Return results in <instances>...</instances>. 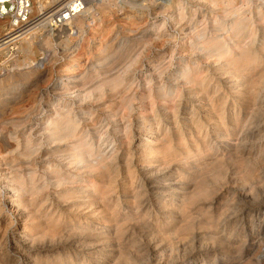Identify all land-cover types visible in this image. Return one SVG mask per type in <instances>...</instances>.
<instances>
[{"label":"rangeland","instance_id":"374dc122","mask_svg":"<svg viewBox=\"0 0 264 264\" xmlns=\"http://www.w3.org/2000/svg\"><path fill=\"white\" fill-rule=\"evenodd\" d=\"M43 1L46 13L52 10L54 12L55 5L59 4L54 0ZM121 1L124 0H113L115 3L120 2L119 4ZM179 1L188 7L185 9L187 16L192 15L191 18L196 19V23L200 21L196 25L200 26L197 29L205 22L209 23L208 32L213 30L211 23L215 14H212L210 5L204 3V11L201 9L202 12L197 14L196 0ZM33 3L37 13V0H33ZM94 3L96 4L90 1L82 3L83 6L78 9L81 11L79 15L85 16ZM235 3L240 5L243 2L235 0ZM251 3L249 1L250 5ZM65 4L66 1L63 6ZM252 5L250 27L255 31L254 34L257 33L255 36L258 39L256 38V45L252 46L251 54L257 60L250 65H236L242 68L238 74L232 73L234 63L225 65L222 71L217 70V56L207 58L203 51L194 52L188 41L191 40V35L181 27L184 21L177 24L167 19L168 16H157L160 8L137 13L134 21L129 22L123 20L119 12L111 9L104 12L99 8L98 16L103 17L101 24L98 22L90 26V20H87L90 15L83 17L84 31L81 35H84L72 38L73 41H67V33L59 34L60 27L54 26V23L45 29H39L41 39L48 36L46 33L52 34V46L47 49L39 43L31 55L36 62L44 60V65L27 67L28 65H14L12 61L0 65V105L2 100L6 101V106L0 108V155H4L0 166L4 172L17 177L27 186V191L19 196L24 215L21 216L14 210L11 224H0V264H23L25 257L16 253L12 247L14 236L23 225L37 238L38 247L32 257H29L30 264H209L215 256L224 264L222 259L227 250L223 245L225 242L248 244L249 241L258 246L239 264H255L257 258H261L259 264H264V49L261 45L264 40V16L257 15L260 9L264 13V5L257 0H253ZM226 7L222 6L215 12L221 13ZM126 10H129L128 7ZM203 12H207V16ZM221 19L228 18L221 16ZM154 21L158 24L153 25ZM164 21L167 23L165 29H162L165 30L161 35L163 43L159 41L158 45L145 46V49L144 41H134L131 38L130 34L134 33L132 28H139L140 33L150 30L147 36L154 38ZM73 27V31H78L75 24ZM67 28L70 29L71 26L67 25ZM7 30H10L9 20H0V34L6 40L12 38L7 36ZM246 31L241 35L242 41L248 38ZM97 34L105 42L112 44L111 51L97 50L95 41L100 37ZM82 44L85 53L80 50L70 54L64 50L68 45L80 48ZM12 46L9 54L17 50L15 43ZM236 52L235 50L234 53ZM74 57L79 58L81 64L86 62V65L79 67L81 74L77 78V70H70L68 75L62 77ZM235 57L239 58V55L235 54ZM6 58L7 56L0 54V63ZM236 61L234 62L237 64L243 63L240 59ZM100 62L105 65H96ZM187 63L193 68L192 72L198 71L190 82L182 74ZM95 69L100 75L99 80L100 77L120 69L122 76H125L120 93L107 88L108 90H103L104 94L98 99L99 102L68 99L67 103L73 106L74 113L77 114L80 123L78 135H87L97 151H110L107 155L113 153L114 158L111 157L107 161V169L100 172H89L85 168L77 171L73 165L66 163L69 161V144H56L43 131H46L49 119L54 117V110L50 109L52 100L60 98L57 84L64 79L65 82L77 81L80 87L92 84V89L99 81L95 76ZM22 72L27 74L22 75ZM236 78H241L242 83L235 89ZM254 79H257V83L253 86ZM15 82L22 85H19L16 92L6 94L7 89ZM162 89H173V92L164 97ZM237 89L242 92L239 94ZM236 93L237 96L234 95ZM14 95L19 97L18 101L10 98ZM34 106L39 107L41 112L33 113ZM82 108L89 113L82 115ZM175 113L178 118L174 117ZM145 118L153 120L151 122L159 121L158 128L150 130L149 126H142L144 124L141 122ZM125 123L130 127L127 130ZM221 134L228 135L225 137L226 141H220ZM5 136L7 137L4 138ZM29 136L34 146L41 145L40 150L30 156L28 149L26 150ZM147 138L153 143L146 145ZM28 158L31 159V164ZM55 168L66 177L62 184L57 182L55 174L51 172ZM73 174H77L79 179L72 177ZM87 178L92 180L91 183L83 181ZM85 184H89V188L94 185L95 190L90 193L83 191L86 189ZM170 191H178L183 197L186 195L192 199L182 207V197L177 196L176 206L171 208L168 206L173 197L169 194ZM4 195L7 196L8 193ZM4 195L2 199L5 198ZM4 212L9 214L11 210L6 207ZM78 225L80 226L77 227Z\"/></svg>","mask_w":264,"mask_h":264},{"label":"bare ground","instance_id":"6f19581e","mask_svg":"<svg viewBox=\"0 0 264 264\" xmlns=\"http://www.w3.org/2000/svg\"><path fill=\"white\" fill-rule=\"evenodd\" d=\"M55 2H58L59 4L55 5L56 9H54L52 11H48V13H45L44 16H42L41 18H39L40 20H38L36 23V25L32 24L29 27H27V29H25L24 31H21L20 33H18V31H14L15 28L13 27V24L10 23V30H7V36L10 35V37H12L11 39L6 40L7 38H2L3 36H1L0 34V54H3L5 56H7V58L0 63V65H6L9 61H12L14 63V65H28L27 67H29V65H44V60L41 62H36L31 55H33V53L35 52V49L38 47V44L40 43L42 46L46 47L47 49L49 47H51V37L52 34L46 33V38H40V31L39 29H45L46 27H48L49 25H53L54 23H56L57 21L55 20V15L56 13L65 7H72L73 3L70 2L71 0H54ZM66 4L63 6V4ZM147 0H124L121 1V4H119L120 2H113V0H97L96 4L85 13V16L90 15V18H88L87 20H90L89 25H96L98 24V22L101 24V22L103 21V17L100 15L98 16V11L97 9H103L104 12H108L110 9L113 12H119L121 13V15L123 16V20H127V22L129 21H134V17L137 16V13H142V11L147 10L148 12H150L152 10V8H160L159 12L157 13V16H161L160 14H163V16H168L167 19H170L172 21L177 22H181L184 21V23L182 24V30H184L187 34L191 35V40H188L190 43V47L191 49H193V51L195 52L196 50H200L203 51L204 56H206L207 58H210L212 56H217V59L215 60L217 63L215 65L218 66L217 70H224L225 65H231V63H234L235 69L233 70L232 73H236L238 74V72L242 71V68H240L239 66L236 65H250L251 63H254L257 58L252 56L251 52H252V46L256 45V34L254 30H251V25H252V16L251 15L253 13V0H241L243 3H241L240 5L238 3H235V0H196V3L198 5V8L195 10V12L198 14V12H202L203 7L202 5H204V3H206V5H210L212 8V14H215L213 18L214 21L212 24V31H210V33L208 32V28H209V23H205L202 22V27L200 29L198 26H196L198 23H196V19L191 18V16H187V11L185 9H187L188 7H186V5H183L179 0H150V2H146ZM249 1H251V5L249 4ZM259 2V4L264 5V0H257ZM37 5H38V10L41 11L45 8L46 4H44L43 0H37ZM89 3V2H87ZM85 3V4H87ZM84 4V3H83ZM258 4V3H257ZM81 6L76 7L75 15L70 16L67 20H65L63 23L59 24L58 27H60V33L59 34H63V33H67V41H73L71 40L72 38H80L83 37V35H81L83 33V26H84V20L82 15H79L78 9H80L83 5L82 3L80 4ZM222 6H227L223 12H218V14L215 12L216 9L222 8ZM85 7V6H84ZM90 7V6H89ZM94 7H96L94 9ZM128 7L129 10H126ZM87 8V7H86ZM205 8V6H204ZM202 9V10H201ZM260 9V8H259ZM210 10V8H209ZM258 10V9H257ZM204 11V10H203ZM219 11V10H217ZM222 11V10H221ZM263 10H258L257 11V15L260 16H264V13L262 12ZM52 12V14H51ZM85 12V11H84ZM118 13V14H119ZM78 14V15H77ZM83 14V13H82ZM204 16H207V12H203ZM156 15V14H155ZM256 15V16H257ZM149 16V15H148ZM221 16H223L224 18H228L226 20L221 19ZM139 17H142V15H139ZM154 17V16H153ZM203 17V15H202ZM142 19V18H141ZM201 19V18H200ZM255 19V18H254ZM1 20V19H0ZM205 20V19H204ZM208 20V19H207ZM206 21V20H205ZM262 21V20H261ZM10 22V21H9ZM208 22V21H207ZM166 21L161 22L162 27L160 29V31H158L156 33V36L154 38H151L148 35L149 32H151L150 30L145 31L143 33L139 32V28H132L131 31H133L134 33H131V38L134 41H144V47H151L154 45H158V42L160 41V43H163L161 41H164L163 37L161 36L163 34V32L165 30V25H166ZM261 23V22H260ZM259 23V24H260ZM73 24L76 25L77 30L78 31H73L74 27ZM106 24V23H105ZM146 24V23H145ZM158 23L156 21H154L153 25H157ZM34 25V26H33ZM67 25L71 26V28H67ZM6 26V25H5ZM32 26V27H31ZM151 26V25H150ZM31 27V28H30ZM254 27V26H253ZM250 28V30L248 31V29ZM153 29V28H152ZM254 29V28H253ZM263 29V27H262ZM69 30H72V33H69ZM189 30V31H188ZM247 30V31H246ZM261 30V28H260ZM223 31V32H221ZM248 32L247 37L249 38H245L246 40L242 41L241 39V35L244 32ZM257 31V29H256ZM259 32V29H258ZM80 33V35L78 36V34ZM155 33V32H154ZM152 34V33H151ZM253 35V37L250 38V36ZM98 35V34H97ZM155 35V34H154ZM187 35V36H189ZM256 35V36H255ZM65 36V35H64ZM100 37H98L97 41H95V47L97 48V50L99 51H111L110 48H112V44H110L109 42H105L103 40V38L101 37V35H98ZM9 37V38H10ZM39 39V40H38ZM85 37L83 38L84 41ZM183 39V38H182ZM258 39V38H257ZM166 41V39H165ZM19 42V43H18ZM145 42H148L145 44ZM11 43H15L14 47H17L16 51L13 53H8L9 50L12 48ZM124 44V43H122ZM188 44V45H189ZM160 45V44H159ZM262 48L264 49V40L261 43ZM74 46V45H73ZM71 47V46H66L64 48L65 51H68L70 54L72 53H78L80 50L84 52V45L82 44V46L80 48L78 47ZM161 46V45H160ZM145 47V49H146ZM165 47V46H164ZM141 48V47H140ZM143 48V47H142ZM141 48V50H142ZM144 49V48H143ZM144 49V50H145ZM162 49V48H161ZM190 49V50H191ZM136 50V49H135ZM189 50V51H190ZM237 51L236 53H234V51ZM254 51V50H253ZM81 52V53H82ZM173 52V51H172ZM198 52V51H197ZM199 52V53H200ZM187 53V52H186ZM190 53V52H189ZM57 54V53H56ZM192 55V52L190 53ZM236 55H239V58L235 57ZM51 55V54H50ZM75 55V54H74ZM86 55V54H85ZM173 55V54H172ZM201 55V54H200ZM256 55V54H255ZM24 57V59H21V57ZM91 56V55H90ZM203 56V57H204ZM73 57V56H72ZM191 57V56H190ZM133 58V57H132ZM100 59H102V57H100ZM134 59V58H133ZM242 60L243 63L242 64H237L236 60ZM130 60V59H129ZM223 60V61H221ZM225 60V61H224ZM126 61V60H125ZM128 61V60H127ZM134 61V60H133ZM136 61V60H135ZM207 61V60H206ZM236 61V62H234ZM124 62V61H123ZM86 63V62H85ZM85 63H80L79 58H73L72 62L65 68V74L62 77H65L66 75L69 74L70 70H77L75 71V75L77 77V75H80L81 69H79V67L81 65H86ZM126 63V62H125ZM186 63V62H185ZM196 63V62H195ZM198 63V62H197ZM226 63V64H224ZM68 64V63H67ZM96 65H105L102 64L101 62L99 64ZM136 65V62H135ZM158 65V64H157ZM100 67V66H99ZM185 67V66H184ZM229 67V66H228ZM86 68V67H85ZM193 68L189 67V63L186 64V67L182 69V74L183 76H185V78L187 79L188 82H190V79L192 81L193 75L198 73V71L196 70L195 73L192 72ZM229 71V68H227ZM131 70V69H130ZM231 70V69H230ZM84 71V70H83ZM111 72V71H110ZM127 72V71H126ZM261 72V71H260ZM95 76L97 77V79L99 80V73L98 71L95 69L94 70ZM222 72H220L221 75ZM223 73H226L223 72ZM10 74V73H8ZM27 74V72H22V75ZM229 75V73H227ZM226 74V75H227ZM246 74V73H245ZM260 74V73H258ZM257 74V75H258ZM74 75V74H71ZM74 75V76H75ZM218 75V72H217ZM219 75V76H220ZM249 75V74H248ZM85 76V75H84ZM206 76V75H205ZM245 76V75H244ZM259 76V75H258ZM9 77H12L11 74ZM125 76L120 73V69H116L113 72L110 73V75H107L105 77H100V80L97 81L96 85L90 89V85H87L88 87H80L77 84V81H72V82H65V80H62V83H58L57 84V90H59V97H56L52 100L53 105L52 108L54 110V117L50 118L49 121L47 122V126H46V131H43V134L46 135L48 138H50L52 141L56 142V144H63V143H68L70 146V152L67 156V159H69L68 163L69 165H73V167L77 170L80 171L82 168H85L86 171L89 172H95V171H102L104 169H107V161H109L111 159V157H113V153H111L110 155H107V153H109L110 151H108L107 153H102L100 150L97 151L94 148V145L92 144V142L90 141V139L88 138L87 135L85 136H79V127H80V123L78 122V117L76 116L77 114L74 113V108L73 106L71 107L69 103L68 99H77V101H81V102H86L89 100H98L100 99L104 92L103 90L105 89H109L112 90V92H119L120 87L124 84L125 81ZM129 77V76H128ZM212 77V76H211ZM218 77V76H217ZM232 77V76H231ZM255 77V76H253ZM252 77V78H253ZM264 77V76H263ZM71 78V77H68ZM78 78V77H77ZM84 77L82 76V79ZM184 78V77H183ZM207 78V77H206ZM215 77H213L214 79ZM223 78V77H222ZM249 79L250 80L252 79ZM203 79V78H202ZM231 80L233 78H230ZM177 80V79H176ZM227 80V78H226ZM229 80V79H228ZM248 80V79H247ZM255 80V79H254ZM257 80V79H256ZM255 80V82L253 81V86L255 85V83H257ZM83 81V80H82ZM183 81V80H182ZM185 81V80H184ZM233 81V80H232ZM93 82V81H92ZM212 82V81H211ZM231 82V81H230ZM228 82V83H230ZM240 82V83H239ZM94 83V82H93ZM134 83V82H133ZM183 83V82H182ZM205 83V82H204ZM234 87L233 88H238L239 85H241L242 81L241 78H236L234 80ZM233 83V84H234ZM247 83V82H246ZM244 83V84H246ZM251 83V82H250ZM249 83V85H250ZM211 84V83H210ZM218 84V83H217ZM221 84V83H219ZM19 85H22L21 83H13L6 91L7 93L10 92H16V90L18 89ZM81 85V84H80ZM127 85V84H126ZM131 85V84H130ZM243 85V84H242ZM252 85V84H251ZM250 85V86H251ZM220 86V85H219ZM222 86V85H221ZM228 86V85H227ZM128 87V86H127ZM167 87V86H166ZM210 87V86H209ZM230 87V84L229 86ZM160 88V87H159ZM164 88V87H163ZM216 88V87H215ZM253 88V87H252ZM251 88V89H252ZM107 89V90H108ZM219 89V87L217 88ZM234 89V90H235ZM245 89V88H244ZM250 89V90H251ZM151 90V89H150ZM127 91V90H126ZM218 91V90H217ZM255 91V88H254ZM173 89H171L170 91H168L167 89H162L161 90V94L164 97H167L168 93H172ZM202 92V91H201ZM232 92V89H231ZM236 92H242L241 89H237ZM253 92V91H252ZM120 93V92H119ZM194 93V92H193ZM174 94V93H173ZM190 94V93H189ZM233 94V93H232ZM254 94V93H252ZM10 95V94H9ZM113 95V94H111ZM116 95V94H115ZM181 95V94H180ZM192 95V94H191ZM198 95V94H197ZM237 96V93L234 94ZM248 95V94H247ZM251 95V94H250ZM15 96V97H14ZM13 97L11 96L10 98L14 100H19V97H16V95H14ZM162 96V97H163ZM195 96V95H194ZM205 96V95H204ZM64 97V98H63ZM196 97V96H195ZM200 97V96H199ZM125 98V97H124ZM161 98V97H160ZM209 98V97H208ZM216 98V97H215ZM227 98V97H226ZM163 99V98H162ZM166 99V98H165ZM9 100V98H8ZM147 100V99H145ZM174 100V98H173ZM235 100V99H234ZM16 101V102H17ZM131 101V100H130ZM149 101V100H148ZM210 101V100H209ZM0 108H4L6 105V101L2 100ZM99 102V100H98ZM170 102V100H169ZM203 102V101H202ZM252 102V100H251ZM92 103V102H91ZM220 103V102H219ZM13 104V103H12ZM93 104V103H92ZM226 104V103H225ZM88 105V104H87ZM94 105V104H93ZM130 105V104H129ZM222 105V104H221ZM224 105V104H223ZM123 106V105H121ZM150 106V105H149ZM193 106V105H192ZM212 106V105H211ZM51 107V106H50ZM156 107V106H155ZM173 107V106H172ZM206 107V106H205ZM214 107V106H213ZM221 107V106H220ZM224 107V106H223ZM227 107V106H226ZM42 108V107H41ZM49 108V107H48ZM120 108V107H119ZM174 108V107H173ZM172 108V109H173ZM251 108V107H250ZM39 107L34 106L32 108V112L33 113H37V112H41V110H39ZM92 109V108H91ZM129 109V107H128ZM177 109V108H175ZM174 109V110H175ZM44 110V109H43ZM81 114H87L89 113V111L87 112L86 109H81ZM122 110V109H121ZM127 110V109H126ZM147 110V109H146ZM150 110V109H149ZM164 110V109H163ZM232 110V109H231ZM142 111V110H141ZM172 110H170L171 112ZM191 111V109H190ZM203 111V110H202ZM214 111V110H213ZM216 111V110H215ZM108 112V109L107 111ZM158 112V111H157ZM122 113V112H121ZM130 113V112H129ZM249 113V112H248ZM146 114V113H145ZM155 114V111H154ZM172 114V112L170 113ZM205 114V113H204ZM211 114V113H210ZM113 115V114H112ZM142 115V114H141ZM176 115V116H175ZM174 117L178 118L177 114L175 113ZM250 115V114H249ZM116 116V115H115ZM121 116V114H120ZM119 116V117H120ZM158 116V115H157ZM200 116V115H199ZM80 117V116H79ZM98 117V116H97ZM112 119L114 118L113 116ZM109 118V117H108ZM117 119H119L116 116ZM195 118V117H194ZM254 118V117H253ZM92 119V118H91ZM122 119V118H121ZM120 119V120H121ZM115 120V119H114ZM113 120V121H114ZM159 120V119H158ZM175 120V119H174ZM210 120V119H209ZM208 120V121H209ZM229 120V119H228ZM92 121V120H91ZM153 120L149 119V118H145L143 119V121L140 122V124L142 126H149L150 130L154 129V128H158L159 126V121L157 122H151ZM177 121V120H176ZM191 121V120H190ZM240 121V120H239ZM186 122V121H185ZM198 122V121H197ZM210 122V121H209ZM242 122V121H241ZM247 122V121H246ZM114 123V122H113ZM119 123V122H118ZM177 123V122H176ZM207 123V122H206ZM217 123V122H216ZM249 123V122H248ZM104 124V123H102ZM115 124V123H114ZM123 124V123H122ZM131 124V123H130ZM128 124V125H130ZM193 124V123H192ZM236 124V123H235ZM246 124V123H245ZM152 125H155L154 127ZM199 125V124H198ZM103 126V125H102ZM123 127V125H121ZM129 126L126 125L125 123V128L127 130ZM171 127V126H170ZM92 128V127H91ZM120 128V127H119ZM130 128V127H129ZM152 128V129H151ZM222 128V127H221ZM123 129V128H122ZM142 129V128H141ZM200 129V128H199ZM157 130V129H156ZM98 131V130H97ZM124 131V130H123ZM130 131V130H129ZM133 131V130H132ZM83 132V131H82ZM240 132V131H239ZM238 132V133H239ZM89 133V132H88ZM129 133V132H127ZM153 133V132H152ZM28 134V133H27ZM95 134V133H94ZM101 134V133H100ZM124 134V133H123ZM147 134V133H146ZM103 135V134H102ZM101 135V136H102ZM125 135V134H124ZM127 135V134H126ZM165 136V134H163ZM129 136V135H127ZM133 136V135H132ZM146 136H149L146 135ZM228 135H222L220 137L221 142L226 141L225 137H227ZM7 136H5L4 138H6ZM103 137V136H102ZM109 137V136H108ZM126 137V136H124ZM123 137V138H124ZM16 138V137H15ZM101 138V137H100ZM127 138V137H126ZM163 138V137H162ZM129 139V138H128ZM148 140H146L145 144H150L152 141H150V138H147ZM241 140V138H239ZM16 140H18V138H16ZM126 140V139H125ZM161 140V138H160ZM164 140V138H163ZM166 140V139H165ZM130 140H128L129 142ZM141 141V140H140ZM242 141V140H241ZM115 142V141H114ZM142 142V141H141ZM164 142V141H163ZM153 143V142H152ZM156 143V142H155ZM169 143V142H168ZM171 143V142H170ZM238 143V142H237ZM236 143V145H237ZM20 144V143H19ZM18 144V147H20V145ZM130 144V142H129ZM172 144V143H171ZM168 145V144H167ZM8 146V145H7ZM40 144H36L35 146L33 145V142L30 138V136L27 139L26 142V150L28 149L29 151V156L34 153L37 150H40ZM50 146V145H49ZM58 146V145H57ZM140 146V145H139ZM169 147V146H168ZM115 148V147H114ZM113 148V151H114ZM148 148V147H147ZM162 148V147H161ZM236 148V147H235ZM51 149V148H50ZM163 149V148H162ZM112 151V150H111ZM143 151V150H142ZM168 151V150H167ZM225 151V150H224ZM226 152V151H225ZM116 153V152H115ZM149 153V152H148ZM188 153V152H187ZM238 153V152H237ZM61 154V153H60ZM65 155V154H64ZM113 155V156H112ZM129 155V154H128ZM131 155V154H130ZM154 155V154H153ZM236 155V154H235ZM49 156V155H48ZM146 156V155H145ZM166 156V155H165ZM169 156V154H168ZM191 156V155H190ZM226 156V155H225ZM231 156V155H230ZM28 157V156H27ZM147 157V156H146ZM167 157V156H166ZM236 157V156H235ZM1 158L3 160L4 155H0V161ZM60 158V157H59ZM114 158V157H113ZM116 158V157H115ZM175 158V157H174ZM29 159V158H28ZM28 159L26 161H28ZM58 159V158H57ZM61 159V158H60ZM118 159V158H117ZM130 159V157H129ZM48 160V159H47ZM116 161V159H115ZM165 161V158H164ZM170 160L168 159V162ZM176 161V160H175ZM113 163V162H111ZM213 163V162H212ZM211 163V164H212ZM29 164H31V159H29ZM125 164V163H124ZM133 164V163H132ZM166 163H164L165 165ZM170 164V162H169ZM180 164V163H179ZM118 165V164H117ZM208 165V164H207ZM206 165V166H207ZM210 165V164H209ZM50 166V165H49ZM57 166V165H56ZM67 166V165H66ZM126 166V165H125ZM134 166V165H133ZM144 166V165H143ZM152 166V165H151ZM184 166V165H183ZM186 166V165H185ZM184 166V167H185ZM204 166V165H203ZM205 166V167H206ZM112 167V166H111ZM127 167V166H126ZM157 167V166H156ZM152 168V167H151ZM167 168V167H166ZM165 168V169H166ZM186 168V167H185ZM13 169V168H12ZM15 169V168H14ZM115 169V168H114ZM46 170V169H45ZM113 170V169H112ZM206 170V169H205ZM209 170V169H208ZM12 171V170H11ZM50 171V170H49ZM82 171V170H81ZM134 171V170H133ZM197 171V170H196ZM21 172V171H20ZM52 173L55 174L56 178H57V182H59V184H62L65 180L66 177H63V173L61 174V172L57 171V169H52L51 171ZM112 172V171H111ZM115 172V171H114ZM190 172V171H189ZM17 173V172H16ZM82 173V172H81ZM36 174V173H35ZM49 174V173H48ZM47 174V175H48ZM101 174V173H100ZM107 174V172H106ZM149 174V173H146ZM197 174V173H196ZM15 175V174H14ZM53 175V174H52ZM51 175V176H52ZM90 175V174H89ZM96 175V173H95ZM69 176V175H68ZM93 176V175H92ZM53 177V176H52ZM72 177H78L77 174H73ZM137 177V176H136ZM146 177V176H145ZM153 177V176H152ZM41 178V177H40ZM51 178V177H50ZM200 178V177H199ZM33 179V177H32ZM79 179V177H78ZM101 179V178H100ZM143 179V178H142ZM141 179V180H142ZM51 180V179H49ZM72 180V179H71ZM104 180V179H103ZM113 180V179H112ZM32 181V180H31ZM38 181V180H37ZM63 181V182H62ZM83 181L85 182H90L91 183V179L87 178L84 179ZM182 181V180H181ZM33 182V181H32ZM78 182V181H76ZM107 183V182H106ZM95 184V183H94ZM155 184V183H154ZM161 184V183H160ZM190 184V183H189ZM192 184V183H191ZM56 186V184H54ZM81 185V184H80ZM169 185V184H166ZM65 186V185H64ZM83 186V185H82ZM84 186H86V189H84L83 191H86L88 193L92 192L93 190H95V186L92 185V187H88L89 184H85ZM108 186V185H106ZM141 186V185H140ZM194 186V185H193ZM47 187V186H46ZM61 187V186H60ZM74 187V186H73ZM80 187V186H78ZM198 187V186H197ZM27 186L25 185V183L19 181L17 179V177L4 172V169L1 168L0 166V224L1 223H6L7 225H9V223L11 224V216L13 211L15 210V212H17L19 215L23 216L24 212H23V208L21 206V199L19 198V196L23 195L24 192L27 191ZM107 188V187H106ZM166 188V187H165ZM144 189V188H143ZM176 189V188H175ZM197 189V188H196ZM200 189V188H199ZM202 189V188H201ZM168 190V189H166ZM189 190V189H188ZM75 191V190H74ZM192 191V190H191ZM8 193L7 196H5V193ZM81 192V191H80ZM79 192V193H80ZM162 192V191H161ZM178 192V191H177ZM177 192H173L170 191L169 194H171L173 197L170 200V204L168 206H171V208H174L175 202L177 200V196L182 197L180 203L182 207H185L188 200L192 199L188 196H184L182 194H179ZM187 192V191H186ZM83 194V193H82ZM110 194V193H109ZM108 194V195H109ZM137 194V193H136ZM2 195L5 196L4 199H2ZM89 195V194H87ZM100 197V196H99ZM141 197V196H140ZM69 198V197H68ZM143 198V197H142ZM65 199V198H64ZM61 200V199H60ZM65 201V200H64ZM136 201V200H135ZM32 202V201H31ZM30 202V203H31ZM91 205V204H90ZM103 205V204H102ZM79 206V205H78ZM6 207H9V209L11 210V212L5 213L4 210L6 209ZM81 207V206H80ZM70 208V207H69ZM78 208V207H77ZM86 208V207H85ZM95 208V207H94ZM152 208V207H151ZM60 209V208H59ZM91 209V208H90ZM71 210V209H70ZM188 210V209H187ZM8 211V210H7ZM69 211V210H68ZM166 212V211H165ZM36 213V212H35ZM34 213V214H35ZM62 213V212H61ZM93 214V212H91ZM38 214V213H37ZM81 214V213H80ZM56 215V214H55ZM82 215V214H81ZM53 216V215H52ZM51 216V217H52ZM13 217V216H12ZM29 217V216H26ZM172 216H169V218H171ZM32 218V217H31ZM52 219V218H51ZM133 219V218H132ZM131 219V220H132ZM19 221V220H18ZM23 221V220H22ZM38 221V220H37ZM72 221V220H70ZM85 221V220H84ZM166 221V220H165ZM46 222V221H45ZM185 222V220L183 221ZM32 223V222H31ZM72 223V222H71ZM182 223V222H181ZM179 223V224H181ZM186 223V222H185ZM123 225V224H122ZM171 225V224H170ZM186 225V224H185ZM80 225H78L77 227H79ZM107 226V225H106ZM183 226V225H182ZM109 227V226H108ZM116 227V226H115ZM259 227V226H258ZM7 228V227H4ZM22 229L15 234L14 236V240L12 241V247L14 249V251L18 254H21L24 258L23 264H30L29 263V257L31 258L32 254L35 252L36 250V240L37 238L33 237L30 233H29V229H27L26 225H23L21 227ZM49 228V227H48ZM177 228V227H176ZM121 229V228H120ZM8 230V229H7ZM77 230V229H76ZM80 230V229H79ZM87 230V229H86ZM177 230V229H176ZM121 231V230H120ZM77 232V231H76ZM105 232V231H103ZM110 232V231H109ZM61 233V232H60ZM116 233V232H115ZM8 234V233H7ZM62 234V233H61ZM75 234V233H74ZM257 234V233H256ZM3 235V234H2ZM56 235V234H55ZM263 235V234H262ZM52 238L53 235H51ZM63 236V235H62ZM3 238V237H2ZM40 238V237H39ZM50 237V239H52ZM43 239V238H42ZM5 240V239H4ZM248 240V239H247ZM42 241V240H41ZM45 241V240H44ZM49 241V240H48ZM255 241V240H254ZM53 242V240H52ZM105 242V241H104ZM7 243V242H6ZM9 243V242H8ZM95 243V242H94ZM46 244V243H45ZM91 244V243H90ZM98 244V243H97ZM101 244V243H100ZM112 244V243H111ZM223 244V243H222ZM47 245V244H46ZM225 246V248L227 249L224 255V259L223 262L224 264H239L242 263L245 260L247 255L249 254L250 251H253L256 249V247L258 246L255 242H250L247 244V242H242L240 244H236V243H224L223 244ZM100 246V245H99ZM2 247V246H1ZM11 247V248H12ZM48 247V246H47ZM42 248V247H41ZM39 249V248H38ZM91 249V246L90 248ZM99 249V248H98ZM106 249V248H105ZM84 250V249H83ZM108 250V249H107ZM208 252V251H207ZM97 253V252H96ZM108 253V252H107ZM101 254V253H100ZM109 254V253H108ZM207 254V253H206ZM17 255V254H16ZM35 255V254H34ZM91 255V254H89ZM105 255V254H104ZM20 256V255H19ZM77 258V257H76ZM19 259V258H18ZM97 259V258H96ZM212 259V258H211ZM249 258H247L248 260ZM246 260V261H247ZM31 261V260H30ZM104 261V260H103ZM221 261V260H220ZM219 259H217V257L215 256V259H213L212 262H209V264H222L220 263ZM261 261V258H257L256 259V263L255 264H259ZM201 264V263H200Z\"/></svg>","mask_w":264,"mask_h":264},{"label":"built area","instance_id":"2783aa9c","mask_svg":"<svg viewBox=\"0 0 264 264\" xmlns=\"http://www.w3.org/2000/svg\"><path fill=\"white\" fill-rule=\"evenodd\" d=\"M89 1L97 2V0H71L70 2L73 3L72 7L62 8L56 13L55 20L57 22L54 26L58 27L59 24L63 23L70 16L75 15L76 7H79L81 3L85 4ZM46 12L47 11L43 9L35 13L33 0H0V19L9 20L15 28L14 31H18V33L36 23L40 20L39 17L44 15ZM12 44L14 43H11V46Z\"/></svg>","mask_w":264,"mask_h":264}]
</instances>
